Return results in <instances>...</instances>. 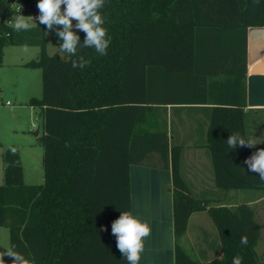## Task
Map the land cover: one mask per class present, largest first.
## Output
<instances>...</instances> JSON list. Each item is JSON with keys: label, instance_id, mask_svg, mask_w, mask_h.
<instances>
[{"label": "trees", "instance_id": "1", "mask_svg": "<svg viewBox=\"0 0 264 264\" xmlns=\"http://www.w3.org/2000/svg\"><path fill=\"white\" fill-rule=\"evenodd\" d=\"M101 12L108 54L81 48L62 60L47 53V29L38 21L29 31L8 25L17 14L29 15L0 0V66L5 47H37L23 67L39 69L42 85L41 97L28 104L43 121V182L24 184L16 148L1 157L0 227L8 229L9 246L33 264H127L111 224L131 211L130 167L157 155L172 173L174 264H232L236 255L242 264H262L252 206L224 205L223 194L264 186L244 164L264 145L231 150L226 142L232 133L250 135L243 112L246 30L264 27V0H108ZM78 35L83 43L84 33ZM81 55L90 63L73 69ZM197 115V127L181 136L175 123ZM192 137L207 149L212 192H193L180 176ZM199 212L210 217L218 243L211 244L213 258L196 261L179 239Z\"/></svg>", "mask_w": 264, "mask_h": 264}, {"label": "crops", "instance_id": "2", "mask_svg": "<svg viewBox=\"0 0 264 264\" xmlns=\"http://www.w3.org/2000/svg\"><path fill=\"white\" fill-rule=\"evenodd\" d=\"M15 17L16 15L11 17L9 22H13ZM10 26L13 27L11 23ZM7 47L19 49L12 52L17 57L16 61L6 62L5 50ZM7 47L4 48L3 63L0 67L8 64V67H23V64L34 59L38 52V48L34 46L9 45ZM31 48L37 49V52L33 53L27 50ZM1 75L0 71V77ZM242 85L245 99L243 112L246 114L249 138L264 141V27H248L246 30V74L242 79ZM26 104L28 108L26 113L30 118L38 108ZM25 107L20 102L16 106L12 104L6 109H16V112L19 113ZM198 119H200L199 115L191 117L188 127L189 125L190 129L197 127ZM195 140L192 137L184 143L180 158V176L189 190L197 193L212 192L215 188L207 149L199 146ZM262 145L264 143L257 144L256 147ZM130 201L133 214L147 220L151 226V235L145 241V250L140 264H174L172 173L170 169L163 167V163L157 155H150L144 162L130 167ZM253 204L250 203L251 206ZM197 214L194 213L190 216L187 230L179 239V244L188 253L190 234H194L193 247L201 260L203 257L210 258L211 244L215 240H211L210 232L202 227L199 220H196L200 219ZM188 255L190 256L189 253Z\"/></svg>", "mask_w": 264, "mask_h": 264}, {"label": "clouds", "instance_id": "3", "mask_svg": "<svg viewBox=\"0 0 264 264\" xmlns=\"http://www.w3.org/2000/svg\"><path fill=\"white\" fill-rule=\"evenodd\" d=\"M108 0H38V16L20 15L10 22L16 31H29L34 26L43 25L48 31L55 32L59 38L58 51L69 56H77L78 49L91 48L100 55L108 54L111 38L104 27L105 17L101 12ZM258 2V0H257ZM78 32L84 33L83 43ZM89 60L79 56L72 60L73 69H83ZM231 150L237 148H255L264 143L254 138H245L240 133H232L226 140ZM248 172L264 180V148L257 149L244 160ZM106 230V229H103ZM111 233L116 238V248L127 264H140L145 250V241L151 235V226L130 210L121 211L111 224ZM247 236L240 238V245L246 246ZM0 251V264H6L4 257L11 259V264H33L25 255L15 250V246L3 247ZM242 257H233L232 264H242Z\"/></svg>", "mask_w": 264, "mask_h": 264}, {"label": "rangeland", "instance_id": "4", "mask_svg": "<svg viewBox=\"0 0 264 264\" xmlns=\"http://www.w3.org/2000/svg\"><path fill=\"white\" fill-rule=\"evenodd\" d=\"M18 16H20V14L16 15V17ZM45 40L46 51L49 55H57L62 60H66L68 58L67 54H63L58 51V48L56 47L57 35L55 32H48V34L46 33ZM16 50L19 49L14 47L6 48L5 57L7 63L16 61L17 57H15V53H12ZM27 50L33 53L37 52V49L35 48ZM8 66L9 64L0 67V71L2 72L0 77L2 98L4 101H8L15 106L21 102L22 106L26 107L24 109L25 111L23 110L17 113L16 109L9 110L4 106H0V184L3 183L1 160L2 153L5 149L14 147L18 149L20 154L21 166L24 172L23 182L26 185H39L43 182V171L41 166L43 154L41 146L43 121L38 109H36L34 114L28 118V113H26V111H28L26 103H28L32 97H41V71L39 69ZM175 127L182 136L184 131H187L188 122H185L184 125H178L175 123ZM36 130L38 133L35 136L34 132ZM223 196L224 205L237 206L244 203H254L252 208L255 212V218L261 227V235L256 246V251L259 262L264 264V186L260 190H229L226 191ZM197 216H199L200 219H195L197 221L199 220L202 224V227L210 232L211 240H215L218 243L216 229L208 214L206 212H199ZM191 224H193V221H191ZM194 236V234H190V249H188V253L191 256V259L199 261L200 258L197 254V251L193 247ZM8 246V229L0 227V251H4L3 247ZM209 253V259L215 256L213 252ZM4 260L6 264H9V257L5 256Z\"/></svg>", "mask_w": 264, "mask_h": 264}, {"label": "water", "instance_id": "5", "mask_svg": "<svg viewBox=\"0 0 264 264\" xmlns=\"http://www.w3.org/2000/svg\"><path fill=\"white\" fill-rule=\"evenodd\" d=\"M6 1L10 4L18 5L29 16L36 17L39 14L37 7L29 4L26 0H6ZM34 135H37V132H35Z\"/></svg>", "mask_w": 264, "mask_h": 264}, {"label": "built area", "instance_id": "6", "mask_svg": "<svg viewBox=\"0 0 264 264\" xmlns=\"http://www.w3.org/2000/svg\"><path fill=\"white\" fill-rule=\"evenodd\" d=\"M16 11H19V8L16 9ZM7 24L10 25L9 20H7ZM0 106H4V107H11L12 104L8 101H4L0 92Z\"/></svg>", "mask_w": 264, "mask_h": 264}]
</instances>
